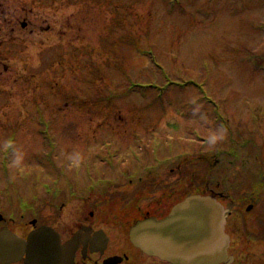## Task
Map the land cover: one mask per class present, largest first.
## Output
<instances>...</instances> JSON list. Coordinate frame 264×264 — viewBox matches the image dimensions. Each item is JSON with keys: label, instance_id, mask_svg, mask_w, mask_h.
I'll list each match as a JSON object with an SVG mask.
<instances>
[{"label": "rangeland", "instance_id": "obj_1", "mask_svg": "<svg viewBox=\"0 0 264 264\" xmlns=\"http://www.w3.org/2000/svg\"><path fill=\"white\" fill-rule=\"evenodd\" d=\"M170 1L0 0V196L158 137L159 157L220 147L213 103L258 124L264 0Z\"/></svg>", "mask_w": 264, "mask_h": 264}, {"label": "flooded vegetation", "instance_id": "obj_2", "mask_svg": "<svg viewBox=\"0 0 264 264\" xmlns=\"http://www.w3.org/2000/svg\"><path fill=\"white\" fill-rule=\"evenodd\" d=\"M211 108L226 125L220 147L212 137L206 152L159 157L160 141L153 153L142 143L140 152L117 149L46 181L38 176L15 203L1 194L0 264H264V114L233 131ZM192 196L224 209L227 244L217 262L215 226L179 211Z\"/></svg>", "mask_w": 264, "mask_h": 264}, {"label": "water", "instance_id": "obj_3", "mask_svg": "<svg viewBox=\"0 0 264 264\" xmlns=\"http://www.w3.org/2000/svg\"><path fill=\"white\" fill-rule=\"evenodd\" d=\"M25 25V24H23ZM191 209V216H189L193 222L195 221H203L205 225L215 226V257L216 262L220 259L219 256L222 253V250L226 246V238L222 236L223 224H224V209L215 200L210 197L203 196H192L185 200L183 203L179 205L180 213H185L186 211ZM186 216H183L185 218ZM202 225V224H200ZM197 224H194V228H196ZM3 232H0L2 234ZM41 233V231L31 232L30 243H32L35 239H37L34 235ZM142 239V238H141ZM16 241V240H14ZM142 243L139 242L141 246L145 243L144 240H141Z\"/></svg>", "mask_w": 264, "mask_h": 264}, {"label": "trees", "instance_id": "obj_4", "mask_svg": "<svg viewBox=\"0 0 264 264\" xmlns=\"http://www.w3.org/2000/svg\"><path fill=\"white\" fill-rule=\"evenodd\" d=\"M95 1L99 2L100 0H95ZM175 4L176 3H175V0H174L173 4L171 2L169 3V6L171 8H174L175 7ZM151 49H153V48L151 46H148L147 49H144L143 51H145V50H151ZM105 98H108L109 99L110 97H105Z\"/></svg>", "mask_w": 264, "mask_h": 264}]
</instances>
